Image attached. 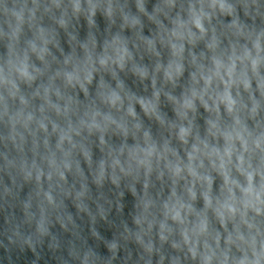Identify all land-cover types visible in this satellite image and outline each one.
<instances>
[{"label": "clouds", "instance_id": "9594fccd", "mask_svg": "<svg viewBox=\"0 0 264 264\" xmlns=\"http://www.w3.org/2000/svg\"><path fill=\"white\" fill-rule=\"evenodd\" d=\"M134 3L135 13L129 0H0V39L7 41L0 58V121L10 127V138L19 141L21 151L31 137L34 158L19 162L24 179L34 177L38 186L42 178L49 182L48 191L41 189L39 230H47L45 205L59 207L53 183H66L68 173L81 181L76 199L84 207L89 189L82 157L98 188L110 181L119 189L126 181L136 198L138 229L129 235L147 255V264L153 256L156 264H264V27L240 17L242 10L244 17L264 21V5L260 0H187L173 15L178 0H157L151 11L148 0ZM97 13L108 22L99 51ZM46 15L67 34L70 54L60 48L57 27L43 25ZM81 18L88 27L85 41L69 31ZM145 18L156 26L151 38L142 34ZM114 27L118 30L112 33ZM125 29L133 31L134 40L124 36ZM201 42L205 50L197 54ZM158 46L167 49L166 60ZM51 48L61 52L62 63ZM141 48L154 58L151 67L136 62L133 49ZM126 71L150 81V94L128 90L118 76ZM100 73H109L116 85L101 75L92 98L89 87ZM77 88L86 103L69 94ZM162 96L175 119L161 110ZM137 105L163 130L159 137L144 126ZM201 108L207 113L203 132L197 123ZM38 134H43L42 155ZM110 136L122 142L113 145L106 139ZM92 137L102 153L98 161L93 160ZM153 176L167 186L166 197L163 189L152 194ZM117 247L116 242L108 245L113 254ZM92 256L85 253L81 264H90Z\"/></svg>", "mask_w": 264, "mask_h": 264}]
</instances>
